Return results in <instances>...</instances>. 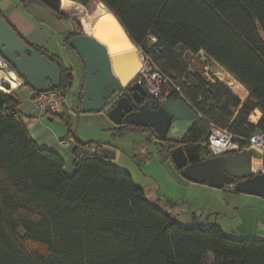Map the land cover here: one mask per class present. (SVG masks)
I'll list each match as a JSON object with an SVG mask.
<instances>
[{
	"label": "trees",
	"instance_id": "1",
	"mask_svg": "<svg viewBox=\"0 0 264 264\" xmlns=\"http://www.w3.org/2000/svg\"><path fill=\"white\" fill-rule=\"evenodd\" d=\"M41 1L60 14L61 0ZM70 1L89 14L99 6L107 9L143 57L180 89L170 87L169 99L185 101L201 117L181 143L164 150L166 157L171 159V150L183 147L191 164L212 158L202 144L212 127L233 134L241 148L248 146L252 134H264V0ZM109 12L87 19L97 28ZM0 14L23 41L60 67L62 86L55 91L67 97L74 85L72 70L30 44ZM75 24L76 30L62 39L73 54L70 40L84 35ZM200 53L238 83L236 93L246 89L248 97L241 100L218 79L209 81L192 70L189 61ZM23 81L37 99L39 94ZM3 84L16 87L8 80L0 84V264H206L210 257L214 264H264V240L233 239L214 227L180 225L148 202L130 173L102 159V146L94 155H78L74 174L67 176L63 159L31 138L19 112L20 100L14 92L7 94ZM82 90L77 96L80 114ZM142 102L153 110L160 107L149 96ZM256 111L262 117L254 124L250 117ZM46 116L69 128L76 154L92 146L76 139L71 114ZM147 130L152 129L117 125L111 134L121 139ZM253 160L256 171L262 161L258 155Z\"/></svg>",
	"mask_w": 264,
	"mask_h": 264
},
{
	"label": "water",
	"instance_id": "2",
	"mask_svg": "<svg viewBox=\"0 0 264 264\" xmlns=\"http://www.w3.org/2000/svg\"><path fill=\"white\" fill-rule=\"evenodd\" d=\"M76 6L77 3L65 0L60 15L71 16ZM115 20L112 26L97 29L91 35L85 32L69 42V48L84 69L81 113L106 112L114 124L150 128L161 140L167 139L174 122L199 123L201 117L185 101L168 99L157 110L142 102L148 98L147 91L138 83L133 84L142 68L138 60L141 52L120 22ZM0 55L6 62L4 68L12 69L37 94H47L61 88L60 67L23 41L1 14ZM110 101L114 104H109ZM208 136L210 133L205 136L206 141L209 140ZM101 146L102 159L114 160L116 147L112 143H103ZM254 155L263 159L262 154L255 150H244L191 164L183 147H177L171 150V163L190 183L216 190L234 187L237 194L264 200V172H254Z\"/></svg>",
	"mask_w": 264,
	"mask_h": 264
},
{
	"label": "rangeland",
	"instance_id": "3",
	"mask_svg": "<svg viewBox=\"0 0 264 264\" xmlns=\"http://www.w3.org/2000/svg\"><path fill=\"white\" fill-rule=\"evenodd\" d=\"M102 10L109 12L103 6H99L92 14H89L82 6H76L73 14L75 15L74 21L79 26L77 30L86 34L90 29L97 30L112 26L116 20L110 12L104 23L97 28L89 23L87 16L94 20ZM50 46L57 52H59L58 49H61L58 40H54ZM69 54V58L65 59V65L73 70L74 85L67 93V101L68 105L72 107L81 70L77 58L71 52ZM140 57L142 58L143 55L140 54ZM189 62H191L192 70L200 71L209 81L216 78L228 86V81L233 79L218 64L211 61L205 53H200ZM233 82L237 83L234 79ZM228 87L241 100L247 98L248 91L242 86L247 93H236L234 88ZM193 124V122L186 121L174 122L166 140L158 139L159 137L153 130L129 132L119 139L122 142L123 154H116L110 164L119 170L130 173L135 184L145 191L148 202L171 215L184 227H214L233 239L256 238L264 240L263 199L237 194L234 192V187L216 190L206 185L201 186L188 182L190 187L185 188L177 179L173 178L174 173L168 166H171L178 175L181 173L171 163V159L164 155V150L181 143ZM254 172L256 174L263 173L264 168L261 167ZM180 176L182 177V175ZM213 261L210 257L205 262L214 264Z\"/></svg>",
	"mask_w": 264,
	"mask_h": 264
},
{
	"label": "crops",
	"instance_id": "4",
	"mask_svg": "<svg viewBox=\"0 0 264 264\" xmlns=\"http://www.w3.org/2000/svg\"><path fill=\"white\" fill-rule=\"evenodd\" d=\"M61 2L63 3L64 0H61ZM0 10L12 26L30 44L46 50L50 55L58 57L64 63L65 59L69 58L71 51L63 45L62 39L69 31L76 30L74 14H71L69 17H62L60 14L54 13L41 0H1ZM54 40H58L60 43L61 49H58L59 52L50 48ZM63 55L65 57H62ZM73 56L76 58L74 54ZM66 68L70 69L68 67ZM80 70L81 77L77 92L74 95V106L71 107V118L74 122L75 137L83 144H92L89 149L92 148L95 151L103 143H112L117 149L115 153L122 155L121 140L114 139L111 134V130L115 129L117 125L109 119L106 112L99 114H80L77 111V96L83 78L81 66ZM8 71L10 70L0 72V84L7 81L6 73ZM3 86L9 90V93L14 92L20 100L19 112L34 142L40 148L51 151L61 157L65 164V174L69 177L72 176L75 171L74 165L77 156L82 151L76 154V141L69 135V128L57 118L40 116L38 114L35 106L34 93L19 77L15 88L9 84H3ZM245 92L247 93V91ZM248 95L249 93H247V97ZM253 115L256 122L262 117L259 111H256ZM64 142L68 144L64 145ZM262 167L264 168L263 162ZM168 168L173 171V178L177 179L185 188L190 187L189 181L174 172L171 166H168Z\"/></svg>",
	"mask_w": 264,
	"mask_h": 264
},
{
	"label": "built area",
	"instance_id": "5",
	"mask_svg": "<svg viewBox=\"0 0 264 264\" xmlns=\"http://www.w3.org/2000/svg\"><path fill=\"white\" fill-rule=\"evenodd\" d=\"M4 58L0 55V72L7 71L4 68ZM154 62L142 57V68L138 75H136L133 84L138 83L147 91L148 96L155 101L158 106H161L165 100L169 99L171 88H175L177 92L179 88L174 87L172 82L164 76L165 74L155 65ZM5 88V86H3ZM171 87V88H170ZM7 89V88H5ZM9 94V92H7ZM109 104H114L110 101ZM35 106L40 116H46L47 114L62 115L64 113L72 114L71 107L68 105L67 97L55 90L47 94L39 95L35 98ZM250 122L257 124L254 115L250 117ZM210 136L208 141H203L202 144L207 147L212 157L228 155L230 153L242 152L244 150H255L262 154L263 159H260L264 163V134L260 131L252 134L247 140L248 146L241 148L238 143H235V136L227 130H222L216 127H212L210 130ZM67 145V142L63 143ZM97 151L92 148L83 150L79 157L84 155H94Z\"/></svg>",
	"mask_w": 264,
	"mask_h": 264
},
{
	"label": "bare ground",
	"instance_id": "6",
	"mask_svg": "<svg viewBox=\"0 0 264 264\" xmlns=\"http://www.w3.org/2000/svg\"><path fill=\"white\" fill-rule=\"evenodd\" d=\"M138 60L140 61L141 60V57L140 56H138ZM6 75H7V80L10 82V83H12V84H14V85H16L17 86V79H18V77H17V75L13 72V71H8L7 73H6ZM226 77H227V75L225 76V80H226ZM229 79H230V77H229ZM224 80V81H225ZM229 83V85L228 86H231V88H235L236 87V84L237 83H234L233 82V79H232V81L231 80H229L228 81ZM254 157H255V155H254ZM253 160V159H252ZM253 163H254V160H253ZM255 170V169H254Z\"/></svg>",
	"mask_w": 264,
	"mask_h": 264
},
{
	"label": "flooded vegetation",
	"instance_id": "7",
	"mask_svg": "<svg viewBox=\"0 0 264 264\" xmlns=\"http://www.w3.org/2000/svg\"><path fill=\"white\" fill-rule=\"evenodd\" d=\"M79 61V60H78ZM80 66H81V69H82V83H80V86L82 87L83 86V83H84V80H85V77H84V69H83V66L81 65V63H80ZM125 95H127V94H125ZM138 105H136V107H137Z\"/></svg>",
	"mask_w": 264,
	"mask_h": 264
}]
</instances>
